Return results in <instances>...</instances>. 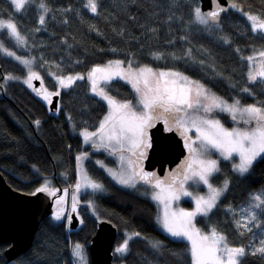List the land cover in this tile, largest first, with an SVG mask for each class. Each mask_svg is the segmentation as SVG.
<instances>
[{"label": "trees", "instance_id": "obj_1", "mask_svg": "<svg viewBox=\"0 0 264 264\" xmlns=\"http://www.w3.org/2000/svg\"><path fill=\"white\" fill-rule=\"evenodd\" d=\"M229 1V14L212 25L197 18L196 10L202 13L199 0H93L95 11L89 0H36L37 5L28 2L20 12L0 0V19L14 22L26 45L18 46L10 38L4 41L18 57L33 61L48 93L58 92L57 79L83 77L59 92L60 108L52 113L46 100L25 82L26 68L0 54L1 173L12 188L34 193L45 181L50 189L55 181L77 187L83 165L88 177L104 189L95 196L84 194L82 200L89 205L82 230L69 234L65 223L47 218L30 251L10 264H79L72 255L77 244L85 264H90L88 242L99 219L118 227L116 249L127 240L126 251L114 253L115 263L192 264L188 244L160 229L157 205L118 185L98 166L101 161L115 165L106 152L84 146L77 132L97 131L108 110L104 100L91 94L84 75L95 66L119 61L182 73L228 101L264 108V82L249 80L245 59L264 52V37L252 30L245 17L264 20V0ZM109 92L118 102L135 98L126 84ZM242 124L250 127L257 122ZM142 149L136 161H143ZM225 181L224 195L208 216L197 218L196 225L204 232L215 229L229 247L244 249L238 264H264V252L258 251L264 248V205L258 225L245 226L243 219L250 196L264 190V159L243 175L232 169L231 162L221 161L213 183L220 187ZM5 247L0 245L1 250ZM0 264H8L3 255Z\"/></svg>", "mask_w": 264, "mask_h": 264}, {"label": "snow or ice", "instance_id": "obj_2", "mask_svg": "<svg viewBox=\"0 0 264 264\" xmlns=\"http://www.w3.org/2000/svg\"><path fill=\"white\" fill-rule=\"evenodd\" d=\"M13 4L17 11L21 10L27 0H12ZM89 5L92 11L96 10L95 3L93 0H89ZM41 8L44 7L43 4L40 5ZM235 5H233L234 7ZM197 18L202 23H207V20L203 18L200 13V10H196ZM210 15L212 18L218 16V12H211ZM248 19L252 21L253 30L264 29V20H258L257 17L249 16ZM41 23H43V17H41ZM8 29L11 33L16 36L19 40L20 36L17 31L15 24L11 22H0V29ZM2 47V45H0ZM8 55H14L12 52H8ZM264 55V53H261ZM19 59V57H17ZM251 59V58H250ZM22 63H29L28 61H22ZM119 61L116 62V67H120ZM129 67L131 65L129 64ZM99 74V76L97 75ZM116 76H120L121 73L117 71ZM169 75H179L174 73H153L151 68H142L139 70V74L129 73V76L133 77L130 80L133 88L141 94L139 103L143 105L145 111L140 115H137L132 111V106L130 103H117L114 99L108 96L103 89H100L97 93L102 96L103 99L108 101L109 106L112 108L109 116L105 117V123L109 120L114 119L116 113L120 114L118 121H114L112 124V129L109 132L108 139L109 141L115 140L116 143L122 144L123 141L128 140L134 148H139L141 145L146 147H151L150 140H146L145 129L151 127V121L153 116L150 114V111H154L157 108L163 109L164 113L170 112H179L181 111L180 107L177 105H186L187 108L191 109L194 107V103L190 99L191 90H181L179 96H177L174 89L167 87V82L165 86H160V78ZM113 76L111 72V65L108 67H97L93 68L89 73V79L93 84V91H96L97 79L110 80ZM157 76L156 85L157 87L149 89V91H142L139 87L140 79L143 78L145 87L148 86V77ZM257 76L264 78V66L256 74H249L250 80L255 81ZM11 79V77H8ZM33 78L39 79V77L32 73L29 76V79L25 81L29 84V87H32L31 80ZM83 77H76V79H82ZM187 79V78H182ZM73 78H67L68 83H65V80L61 79L60 84L63 86H68L72 82ZM173 84L175 81L172 82ZM247 91V90H246ZM150 93H154L151 94ZM58 95V93H55ZM203 94L202 86L197 87L196 96L197 100L195 104H199V96ZM206 99L208 97H205ZM44 99H48V96L45 95ZM236 104L229 105L227 102L221 100L218 97H211V104L204 106V111L209 112L213 108H221L222 110L233 113V120L236 119L235 112L239 111L241 115L247 114L248 120H245V123H249L252 120L257 122L256 127L251 130H240L233 129L229 131L224 128L218 120H203L201 123L207 125V129H202L197 126L196 130L199 133L197 139L201 140L203 145L210 146L215 148L220 152L224 159H230L235 154L239 158V163L234 164L235 171L239 172L241 175L248 173L249 170L253 167L254 162L258 158L264 159V109L258 108L256 106H248L246 108H239ZM130 117V118H129ZM179 123V121H177ZM39 123V122H37ZM105 123L100 125L101 130L105 128ZM167 123V120H165ZM193 125L196 126V122L193 121ZM131 133V135H129ZM85 139L87 140L90 135H95V133H85ZM195 153L196 149H190ZM141 156L144 155L143 152L140 153ZM199 167L193 168L192 163L187 165V172L183 177L181 182L180 191L171 190V185L169 186V191L166 197H161L160 194H157L154 199L165 201V213L163 217V226L164 228L173 236V237H184L191 242V257L192 264H237L238 257L244 255V249L242 248H229L226 242V238L218 234L215 229L211 231L210 234L205 235L201 234L199 229H196L193 224V218L198 214L207 215L216 205V201L224 191L227 190L228 184L225 182L223 188H214L213 185L209 182V178L213 173L219 171L216 160H200L198 161ZM147 177V174H144ZM193 180L194 182H202L208 186L209 196L207 198L203 196L195 197V209L193 211H184L181 209L179 213H169L167 201L178 200L180 194L184 196H191L192 193L186 191L183 188V182ZM175 181L173 180V183ZM163 182L157 180L156 186L160 187ZM90 186L94 189L101 188V185L92 183ZM79 188V185H77ZM38 192L48 191L47 185L38 188ZM54 194V193H53ZM254 202V203H253ZM264 205V190H261L259 193H254L250 196V208H261ZM73 210H75V204H73ZM244 211H249V209H244ZM251 220L256 219L255 212L250 213ZM61 218L58 213L55 216L56 220ZM239 226V225H238ZM246 226V225H245ZM131 237H129L130 239ZM127 249V240L124 244L116 249L117 252H124ZM81 246L79 244L75 245L74 254L80 256ZM260 252H264V248L258 249ZM225 253L227 255V261L218 255V253Z\"/></svg>", "mask_w": 264, "mask_h": 264}, {"label": "rangeland", "instance_id": "obj_3", "mask_svg": "<svg viewBox=\"0 0 264 264\" xmlns=\"http://www.w3.org/2000/svg\"><path fill=\"white\" fill-rule=\"evenodd\" d=\"M7 1L10 2L12 4V6L14 7V9L16 10L15 5L13 4L12 0H7ZM28 2H33L37 5L36 0H27V2L25 4H27ZM25 4H24V6H25ZM22 9L19 10L18 12L22 11ZM201 15L203 16L202 13H201ZM249 16L257 17L258 20H263V19H260L258 16H255V15H246L245 17L249 21L251 28H252V21H250L248 19ZM203 18L205 20H207L204 16H203ZM0 22H5V23L11 22L14 24V22H12L10 20H1L0 19ZM252 30H253V28H252ZM17 31H18V29H17ZM253 31L255 33L261 34L264 37V29H256ZM2 33H5L7 37L5 35H3L1 37ZM18 33H19V31H18ZM19 36H20V39L18 40L16 38V36H14L11 33L10 30H8L6 28L0 29V45H2V47H0V54L14 58L17 62H19L21 65H23L26 68L29 76L32 73H35L37 75L33 61L24 60L23 58H20V57H19V59H17L18 56L15 54V52H13L8 47V45L6 44V42L3 39V38H10L11 40H13L15 42L16 45L24 47L26 45L25 37L22 36L20 33H19ZM8 52H12V53H14V55H8L7 54ZM261 53H264V52H258L257 51V52L252 53L249 57L247 56L245 58L248 62V65H249L248 78H249L250 73H252V74L258 73L261 70L262 66H264V55H261ZM22 61H28L29 63L25 64V63H22ZM116 62L117 61L109 62L106 65H100V66L93 67V68H97V67L104 68V67H108L109 65H111V72L113 73V76L110 80H103V79H99V78L97 79L96 91H93V84H92V81L89 79V73L92 71L93 68L86 75H84L85 76L84 79L86 78V81L89 84V90H90L91 94L106 102V104L108 106V110H107L105 117L109 116L110 112H112V108L109 106L108 101L103 99V97L98 95L97 93L99 92L100 89H103V91L108 96H110L112 99H114L112 96V93L109 92V89L113 88L117 84L130 85L132 87L134 93H135V98L132 101L127 100V101H122V102H118V100H115V99L114 100L117 103H130L132 106V111L135 112L137 115H140L141 113H143L145 111V109H144L143 105L139 103L140 98H141V94L138 93L133 88L132 83L130 82V80L133 79V77L129 76V73H134V74L138 75L140 69L150 68V67H145V66L135 67L132 65H131V67H129V65L121 62L120 67L117 68ZM117 71H119L121 73L120 76L115 75V73ZM152 71H153V73H156V74L161 73V72L174 73V72L165 71V70L154 71L152 69ZM174 74H179V75H169V76H165L163 78H160L161 87H164L165 82H167V87H169L170 89H174L176 91L177 96H179L181 90L186 91V90L190 89L191 90L190 99L194 103V107L189 109L186 107V105H177L178 107H180L181 111L170 112V113H164L163 109L157 108L154 111H150V114L153 116V120L151 121V125L153 124L155 116L157 114H159L164 120L166 119L167 121L172 122L171 125H168V126L171 127V129L173 128L180 136H182L184 138L185 146L188 149V154L183 159V161L181 162V165L179 166L180 167L179 168L180 179H181L180 182L177 181V182L173 183V182H166L164 180H160L163 182L160 185V187L156 186L157 182H155L154 185H145V184H142L139 182L138 173L141 169L138 167V165L136 163V154L139 152V150L142 148L143 145H141L139 148H134L128 140L123 141L122 144H118V143H116L115 140L109 141V139H108V135L112 129L113 122L118 121L120 118L119 113H116L114 115V119L109 120L107 123H105V117L103 118V120L101 122V124L105 123V128L103 130H101V128H99L97 131L82 130V131H79L77 133L82 138L84 146L94 147V148H96L97 151L106 152L115 161L114 166H110V165H107L106 163L104 164L102 162H101V166L99 165V163H97V164L118 185L125 187V188H128L130 190H133V191L139 193L140 195L147 197L148 199L152 200L157 205L158 210L160 211V214H159V227H160V229L164 233H166L171 239L186 242L189 246V251H190L191 242L189 240H187L184 237H173L164 228L163 217H164V213H165V201L163 199H161V200L154 199V197L157 194H160L162 198L166 197L168 194L170 185L172 186L171 190L179 192L180 188H181V182L183 181V177H184L185 173L187 172V165L189 163H192L193 168H198L199 167L198 161H200V160H216L217 166L219 169V163L221 161H229L232 164V169L235 171L234 164L239 163L238 156H236L234 154L232 158L226 160V159H224V157L220 154V152L218 150H216L215 148H211L210 146L203 145L201 140L197 139L199 133L197 132L196 127L199 126L202 129H207V125H203L201 123V121H203V120H218L220 122V124L224 128L228 129L229 131H231L233 129L251 130L252 128H254L256 126L247 127L246 125L242 124V123H245L244 122L245 120H248V115L246 113L241 115V113L239 111H236L235 112L236 119L233 120V118H232L233 113L222 110L221 108H213L209 112L204 111V106L211 104V97L212 96L220 98L221 100L227 102V104H229V105L236 104L237 101H235V100L228 101V100L224 99L220 95L214 93L208 87L202 85L200 82L195 81V80H191L190 78H188L186 75H184L182 73H178V72L176 73L175 72ZM97 75L99 76V74H97ZM69 77H72L73 80L70 84H68V86H63L60 84L61 79L65 80V83L67 84L68 83L67 78H69ZM69 77H63V78L57 79L58 92H60L64 89H67L69 87H72L76 82H79L82 80V79H76V77H80L79 75L78 76H69ZM157 78H158L157 76H149L148 77L149 83H148L147 88L144 85L143 78H141L139 87L142 89V91H146V90L149 91V89L154 90L157 87V85H156ZM182 78H187V79L185 80ZM33 80H34V78L31 80L32 87H33ZM249 80H250V78H249ZM173 81H175L174 84L172 83ZM250 81L251 82H259V81L264 82V78L257 76V79L255 81H253V80H250ZM27 85L29 86L28 83H27ZM198 86H202L203 94L201 96H199L200 103L197 105V104H195V101L197 100L196 91H197ZM32 87H30V88L32 89ZM151 94H154V93H150V95ZM205 97H208V98L206 99ZM47 106H49L48 103H47ZM248 106H256V105H247V104H244L241 102H239V104L237 105V107H239V108H246ZM256 107L264 109L261 106H256ZM165 115L169 119H167L165 117ZM177 121H179V123ZM193 121L196 122V126L193 125ZM149 129H150V127H147L145 129V132H146L145 139L149 136ZM85 133H89V134L95 133V135H90L88 137V139L86 140L85 135H84ZM129 135H131V133H129ZM190 149H196L197 151L195 153H193ZM260 159L261 158H258L257 161ZM256 162H254V164ZM80 167H81V169L79 168L80 169V171H79L80 172V177H79L80 185L78 188L79 195H84V194L90 193V194H93V196H95L96 194L103 193L104 189L102 188V186L99 189H94L90 186V184H92V183H95V184H99V183L94 182L93 180H91L88 177L87 172H85L84 169H82L83 165H81ZM218 172L219 171L212 174V176L209 178V182L213 185L214 188H223L226 181L223 182L220 187H216L213 183V177ZM235 172L239 173L237 171H235ZM47 183H48V181H45L43 183V186L47 185V188L50 191V187ZM183 188L186 191L192 193V195L191 196H184L181 193L180 198L178 200L167 201L169 213H173V212L179 213V211L181 209H183L184 211H193L195 209V206H196L195 197L203 196V197L207 198L210 194L208 186L203 184L202 182H194L193 180L184 181L183 182ZM224 193H225V191L222 193V195L219 196V198L216 201V205H217L219 199L224 195ZM69 195L70 194H63L60 199H63L64 201L68 202L71 199V198H69ZM216 205H215V207H216ZM213 209L207 215H202V216H208L213 211ZM245 209H249V211L243 210L244 224L248 227H251L253 225H258L260 220L262 219L261 208H250L248 206ZM71 210L72 209H68L66 212L65 211L59 212L61 219H62V217L64 220L67 218V225L68 226H69V218L71 216L70 215ZM251 212H255V214H256V219L254 221L251 220V216H250ZM63 213H66V216H64ZM200 216H201V214H198L196 217L193 218V224H194L196 229H199L198 226L196 225V220ZM51 219L54 220V217ZM70 221H71V219H70ZM67 230H68V228H67ZM199 231L201 234L208 235L211 233L212 230L210 232H204L201 229H199ZM218 234H220V233H218ZM228 247H229V245H228ZM229 248H232V247H229ZM115 249H116V247L114 248V251L116 253H118L119 255H121L122 253L125 252V251L124 252H117ZM72 255L76 259V261H78V263L80 262L79 264H85V257L82 253V250L80 251V256H77L74 254V249H73ZM190 255H191V252H190ZM218 255H220L225 260V262L227 261V255L225 253L221 252V253H218ZM191 259H192V257H191ZM238 263H239V257L237 260V264Z\"/></svg>", "mask_w": 264, "mask_h": 264}, {"label": "water", "instance_id": "obj_4", "mask_svg": "<svg viewBox=\"0 0 264 264\" xmlns=\"http://www.w3.org/2000/svg\"><path fill=\"white\" fill-rule=\"evenodd\" d=\"M199 2L202 14L212 25L220 24L231 9L229 0ZM214 11L218 12L216 18L208 15ZM33 91L38 96L46 95V87L40 79L33 80ZM60 97V94H54L46 99L52 113L58 112ZM166 124L158 120L149 129L151 147L143 155L142 169L138 173V180L142 184L154 185L157 180H175L174 172L188 154L184 138L174 129L168 130ZM54 211V197L49 190L34 193L18 191L8 184L0 171V244H11L4 251L9 262L30 251L36 233ZM78 226L79 220L73 214L70 228L75 230ZM117 238L118 227L112 221L97 220L96 232L88 242L90 264H126L114 262Z\"/></svg>", "mask_w": 264, "mask_h": 264}, {"label": "flooded vegetation", "instance_id": "obj_5", "mask_svg": "<svg viewBox=\"0 0 264 264\" xmlns=\"http://www.w3.org/2000/svg\"><path fill=\"white\" fill-rule=\"evenodd\" d=\"M46 95L47 96H50V95H52V94H50V93H47V91H46ZM42 97H44V96H42ZM59 108H60V105H59ZM59 111V110H58ZM165 117H166V115H165ZM167 118V117H166ZM167 119H169V118H167ZM158 120H163L164 122H165V120L159 115V114H157L156 116H155V118H154V121H153V124H152V126L158 121ZM166 124V123H165ZM167 124L168 125H171V123H170V121H167ZM167 124H166V126H167ZM151 128V127H150ZM171 129V127H168V130H170ZM173 129V128H172ZM150 140V139H149ZM148 148L149 147H147L146 149H145V153L144 154H146V152H147V150H148ZM187 151H188V149H187ZM102 163H104L105 164V162H103V161H101ZM142 162L143 161H136V163H137V165H138V167L140 168V169H142ZM140 172V171H139ZM174 176H175V182H177V181H181V179H180V170H179V168H177L176 170H175V172H174ZM171 182H173V181H171ZM50 191H51V195H52V197L54 196V209H55V211H54V213H53V217H54V220L55 221H58V222H63V223H65V225H66V227L68 228V233L69 234H72V233H74V232H78V231H80V230H82V228L86 225V208H87V206L89 205V203H84L83 202V200H82V198L84 197V195H79V192H78V188L77 187H75V188H69V186H67V187H64L63 185H61V184H59V182L58 181H55L54 182V185L51 187V189H50ZM54 193V194H53ZM63 194H70L69 195V198H71L68 202L67 201H64L63 199H59V200H57L56 199V197L57 196H62ZM73 204H75V210H73ZM68 209H72L71 210V216H70V218H69V226L67 225V218L64 220L63 219V217H62V219L60 218L59 220H56L55 219V216L57 215V213H59V212H61V211H67ZM73 214H75L76 216H77V218H78V220H79V226L75 229V230H73V229H71L70 228V225H71V222H72V215ZM63 215L64 216H66V213H63ZM49 217V218H53V217ZM70 219H71V221H70ZM6 245V247L4 248V250H1L0 249V253H1V255H3V257L5 258V261H6V263H8V264H10V263H12V262H14L16 259H18V258H16L15 260H13V261H11V262H9L8 260H7V258L4 256V251L11 245H9V244H5V243H1L0 245ZM1 257V256H0Z\"/></svg>", "mask_w": 264, "mask_h": 264}, {"label": "crops", "instance_id": "obj_6", "mask_svg": "<svg viewBox=\"0 0 264 264\" xmlns=\"http://www.w3.org/2000/svg\"><path fill=\"white\" fill-rule=\"evenodd\" d=\"M146 140H149V136L146 138ZM147 147L143 145L142 151L144 152Z\"/></svg>", "mask_w": 264, "mask_h": 264}, {"label": "bare ground", "instance_id": "obj_7", "mask_svg": "<svg viewBox=\"0 0 264 264\" xmlns=\"http://www.w3.org/2000/svg\"><path fill=\"white\" fill-rule=\"evenodd\" d=\"M230 5H231V3H230ZM232 6V5H231ZM230 11H231V9H230ZM249 56V55H248Z\"/></svg>", "mask_w": 264, "mask_h": 264}]
</instances>
